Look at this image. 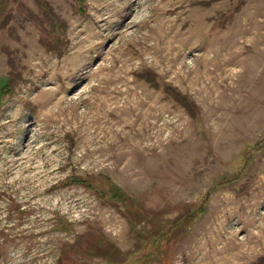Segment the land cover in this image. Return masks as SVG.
I'll return each instance as SVG.
<instances>
[{"label": "rangeland", "instance_id": "1", "mask_svg": "<svg viewBox=\"0 0 264 264\" xmlns=\"http://www.w3.org/2000/svg\"><path fill=\"white\" fill-rule=\"evenodd\" d=\"M6 82L0 264H264V0H0Z\"/></svg>", "mask_w": 264, "mask_h": 264}, {"label": "trees", "instance_id": "2", "mask_svg": "<svg viewBox=\"0 0 264 264\" xmlns=\"http://www.w3.org/2000/svg\"><path fill=\"white\" fill-rule=\"evenodd\" d=\"M137 77L140 75H144L145 80L149 81L150 85L156 88H163L164 91H166L172 99L184 105L187 109H189V112L192 113L191 115L195 117V111L192 109L193 102L186 96L181 94L177 88L173 87L171 84L166 85H160L157 80H155V72H152L151 70H147L144 72H138L136 73ZM13 92V85L9 82H6L4 85L0 87V105L2 98ZM116 202V201H115ZM192 214H189L187 217V220H191Z\"/></svg>", "mask_w": 264, "mask_h": 264}, {"label": "bare ground", "instance_id": "3", "mask_svg": "<svg viewBox=\"0 0 264 264\" xmlns=\"http://www.w3.org/2000/svg\"><path fill=\"white\" fill-rule=\"evenodd\" d=\"M261 178H262V177H261ZM262 182H263V181H262ZM260 184H261V183H260ZM260 184H259V185H260ZM261 185H262V184H261ZM262 187H263V186H262ZM262 187H261V189H262Z\"/></svg>", "mask_w": 264, "mask_h": 264}]
</instances>
